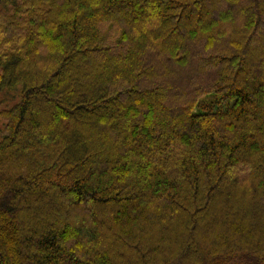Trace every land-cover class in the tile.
<instances>
[{
	"label": "trees",
	"instance_id": "1",
	"mask_svg": "<svg viewBox=\"0 0 264 264\" xmlns=\"http://www.w3.org/2000/svg\"><path fill=\"white\" fill-rule=\"evenodd\" d=\"M0 264H264V0H0Z\"/></svg>",
	"mask_w": 264,
	"mask_h": 264
}]
</instances>
